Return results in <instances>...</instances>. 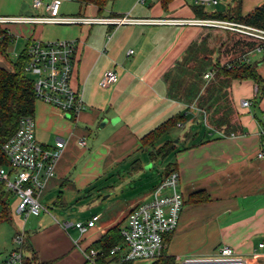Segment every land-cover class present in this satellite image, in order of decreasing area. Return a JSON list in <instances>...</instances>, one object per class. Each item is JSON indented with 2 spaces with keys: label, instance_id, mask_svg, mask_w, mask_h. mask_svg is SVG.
Segmentation results:
<instances>
[{
  "label": "crops",
  "instance_id": "obj_1",
  "mask_svg": "<svg viewBox=\"0 0 264 264\" xmlns=\"http://www.w3.org/2000/svg\"><path fill=\"white\" fill-rule=\"evenodd\" d=\"M31 1L0 0V15L45 12L43 7L33 8ZM59 2V12L63 15L127 14L149 22L6 26L13 42L21 40L23 47L33 39L75 42L72 86L80 91L84 106L76 117H71L40 100L34 102L36 140L48 148H56L57 141H63L55 175L44 190L47 197L56 195L53 204L55 209L62 210L61 218L37 217L27 228L24 221L30 215L20 220L21 215L14 212L18 203L16 196L0 183L2 211L5 208L7 221H13L15 231L23 228L27 233L35 259L49 264H83V250L109 228L115 225L122 228L128 213L136 206L137 202H132L136 191L123 190L119 195L123 208L115 219L108 220L110 216H107L103 220L106 208L118 197L115 193L119 190H113L114 187L129 184L126 177L134 173L133 169H140V164L151 160L149 151L171 140L174 149L167 155L170 158L167 164L178 172V187L184 203L177 227L164 245L167 253L177 263L187 257L212 256L227 245L236 255L245 258L247 264H264V245L260 247L264 243V154L258 156L260 151L264 153V85L260 89L250 79L230 81L226 92L229 110L236 116L237 124L234 130L225 132L207 124L206 113L194 100L170 97L164 76L183 58L201 30V26L179 21L202 18L199 9L203 14H245L264 0H219L207 7L195 5L194 0L165 3L163 0H105L101 7L79 0ZM130 49L133 53L128 54ZM256 53L260 52L250 53L249 58ZM260 54L256 60L257 72L264 80V61L261 62ZM107 69L115 70L118 80L102 88L99 81ZM203 81L208 82L204 78ZM243 100L249 105L243 106ZM173 116L179 117L175 126L152 146H142L143 136ZM81 139L84 145L79 143ZM137 175L140 178L141 174ZM163 177L164 173L144 189L143 201L149 199L150 188ZM136 184L141 185V181ZM106 188L113 190L105 196L107 205L106 200L99 202L93 196L101 195L100 191ZM10 196L13 197L11 205ZM200 198L203 200L198 201ZM74 201L81 203L80 206L89 201L96 203L88 214L81 209L82 213L75 219L86 223L92 215H100L85 233L73 225L63 226V223H73L70 208H65ZM0 249L4 251L3 254L0 251L1 260L12 246L0 243ZM26 251L25 255L29 256L31 250ZM144 263L151 264L144 259L129 264Z\"/></svg>",
  "mask_w": 264,
  "mask_h": 264
},
{
  "label": "built area",
  "instance_id": "obj_2",
  "mask_svg": "<svg viewBox=\"0 0 264 264\" xmlns=\"http://www.w3.org/2000/svg\"><path fill=\"white\" fill-rule=\"evenodd\" d=\"M142 1V0H141ZM219 0H194L197 6L207 7L216 5ZM33 8L43 7V14L1 16L0 27L13 36L6 28L8 24H114L143 23L147 19L133 18L126 15L114 17H92L85 15H63L59 12V0H32ZM180 23L198 26H213L241 31L264 41V30L243 26L234 22L200 18L181 20ZM263 46L257 47L253 52H262ZM76 45L71 40H56L43 42L38 39L30 40L23 48V72L33 82L34 100L54 106L59 111L71 117H76L83 110L80 91L72 86L74 70V57ZM21 53V52H20ZM20 53L14 52L18 58ZM128 54L133 53L130 49ZM250 59V58H249ZM0 60L4 58L0 55ZM7 64V63H6ZM8 65V64H7ZM9 67V66H8ZM205 80L213 78V72L203 74ZM118 80L115 70L107 69L103 72L99 85L107 88ZM243 106H248L247 100L242 101ZM264 122V116H263ZM36 122L33 115L22 116L17 128L1 145L5 163H0V183L5 189L14 194L18 200L14 212L26 218L28 215H39L42 206L38 200L45 190L50 179L55 175V166L59 158L63 141L56 143V148H48L40 144L35 138ZM85 144L84 139L79 141ZM263 151L258 156H263ZM179 175L172 171L165 175L156 185L148 200L136 205L127 215L121 228L122 241L115 245L109 256L102 263L98 262L99 251L93 248L83 250V264H129L138 259L154 262L161 254L163 238L172 232L178 224L180 212L184 203L183 195L178 187ZM99 214H94L86 221L63 223L64 227L73 225L80 233H85L93 227L99 219ZM12 242L15 244L0 264H23L25 231L23 228L15 231ZM264 243L260 244L262 247ZM176 264H247L246 259L236 255L232 248L224 245L218 252L208 257H187Z\"/></svg>",
  "mask_w": 264,
  "mask_h": 264
},
{
  "label": "trees",
  "instance_id": "obj_3",
  "mask_svg": "<svg viewBox=\"0 0 264 264\" xmlns=\"http://www.w3.org/2000/svg\"><path fill=\"white\" fill-rule=\"evenodd\" d=\"M79 1L84 4L95 3L99 7L105 3V0ZM166 1L163 0L164 3ZM197 11L202 18L224 19L239 25L264 30V3L245 14L230 15L220 12L203 14L200 9ZM11 44V37L0 27V55L9 66L8 70L0 68L1 164L6 161L1 145L14 133L22 116L33 115L35 102L32 79L25 75L22 69L24 63L23 50L20 56L12 61L7 54ZM259 46L264 47V41L257 37L227 28L201 26L196 39L187 47L183 58L177 61L173 69L164 75L168 83V95L176 99L194 100L197 107L206 113V122L209 126L225 132L234 130L237 124L236 116L229 110L226 88L232 80L246 79L255 81L260 89L263 87L264 80L257 72L258 62L249 59V54ZM263 61L264 50L262 51L261 62ZM209 70L213 72V78L204 84L203 74ZM178 120V116L170 117L151 130L141 138L142 146H152L161 135L175 126ZM262 140L264 143V124ZM173 149V141L167 140L155 150L149 151V156L151 159L164 158ZM172 171H176V169L171 168L170 163L167 164L164 176ZM200 200L203 198L198 199V201ZM4 210L0 213V221L7 220ZM170 234L171 232L164 235L161 254L151 264H176L175 258L168 254L164 247ZM121 241V228L115 225L106 230L89 248L99 251L97 260L102 263L109 256L110 250L115 245L120 244ZM23 248L31 250L29 256H24L23 264H49L38 262L35 259L26 238Z\"/></svg>",
  "mask_w": 264,
  "mask_h": 264
},
{
  "label": "rangeland",
  "instance_id": "obj_4",
  "mask_svg": "<svg viewBox=\"0 0 264 264\" xmlns=\"http://www.w3.org/2000/svg\"><path fill=\"white\" fill-rule=\"evenodd\" d=\"M235 31H237V30H235ZM238 32H241V31H238ZM241 33H243V32H241ZM23 46H24L23 41H21V40L14 41L10 45V48L8 50V53H7L8 58L10 60L14 61L16 59L14 57V52L19 54L22 51V49L24 48ZM260 56H261L260 53L251 54L250 59L252 61H256ZM168 161H170V158H168L167 156L164 158L151 159V160H149V162L147 164H140L139 165L141 167L140 169L134 168L133 169L134 173H131L129 176L126 177L127 179H129V184L125 182L124 184H122L121 188L120 187H114L113 190H119L115 193V194H117L118 197L116 199H114L113 202H110V204L108 205V208H106V212H105L106 216H103L102 219L105 220L107 216L108 217L110 216V218L108 220H112V219L116 218L115 215L118 214L124 206L122 198L119 196L120 192H122L123 190L129 189V191L130 190L136 191L135 195L133 196L132 202H137V203H135L136 205L142 203L143 202L144 189L148 188L150 186V184H153L154 182H156L160 178V175L162 173H164L165 166L167 165ZM137 173L141 174L140 178L137 175ZM138 181H141V185L136 184V182H138ZM159 182L150 188L151 191L156 185L159 184ZM136 189H138V191ZM103 190H104L103 192H102V190L100 191V193H102L101 195L95 194L93 196H94V199H99V202H103L106 200V205H107L109 203V201H108V197L105 198V196L110 194L113 190H109V188H106ZM151 191H149V192L151 193ZM45 194H46V192L43 191L38 198L39 202L42 205V209L39 213V216L30 215L26 221H24L23 216H20V220L25 222V226L27 228H29L30 225L33 224V220L36 219L37 217L38 218H40V217H51L52 218L53 217L56 219L61 218L60 213H63L62 210L59 208H58V210L55 209L56 206L53 204V200L56 198V195H54V196L49 195L47 197V195H45ZM113 196H115V195H113ZM12 201H13V197L10 196L8 198V203L11 205ZM110 201H112V200L110 199ZM104 203H103V207L105 205ZM80 204L81 203H79V202L76 203L75 201L70 202V203H68V206H66V208H65L66 210L70 208L68 211L71 214V220L73 223L75 222V219L77 218V216L79 214H81L82 212L84 214H88L89 211L92 210V207L96 203H91L89 201L82 206H80ZM1 211H2V206L0 203V213H1ZM80 211H82V212H80ZM13 216H12V219H13ZM25 230H29V229H25ZM14 231H15V227L13 225V221L1 220L0 221V243H7V245L11 244L12 248H14L15 244L12 242V237L15 233ZM26 235H27V233L25 232V238L27 239ZM0 251H1V254H3L2 252H4V251L2 249H0ZM26 252L27 251L24 249V254ZM144 264H148V263H144Z\"/></svg>",
  "mask_w": 264,
  "mask_h": 264
},
{
  "label": "water",
  "instance_id": "obj_5",
  "mask_svg": "<svg viewBox=\"0 0 264 264\" xmlns=\"http://www.w3.org/2000/svg\"><path fill=\"white\" fill-rule=\"evenodd\" d=\"M0 68L5 70L9 69L8 65L2 60H0Z\"/></svg>",
  "mask_w": 264,
  "mask_h": 264
}]
</instances>
